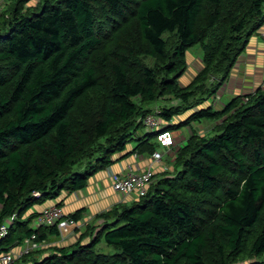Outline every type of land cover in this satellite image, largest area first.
<instances>
[{
    "label": "trees",
    "instance_id": "obj_1",
    "mask_svg": "<svg viewBox=\"0 0 264 264\" xmlns=\"http://www.w3.org/2000/svg\"><path fill=\"white\" fill-rule=\"evenodd\" d=\"M263 25L264 0H13L1 10L0 255L33 233L60 235L29 225L35 205L85 188L120 157L152 154L160 129L227 115L213 134L191 128L145 195L102 211L72 243L9 264H264V89L197 107ZM195 44L205 68L184 89L177 76ZM169 94L182 103L147 127V105Z\"/></svg>",
    "mask_w": 264,
    "mask_h": 264
},
{
    "label": "rangeland",
    "instance_id": "obj_2",
    "mask_svg": "<svg viewBox=\"0 0 264 264\" xmlns=\"http://www.w3.org/2000/svg\"><path fill=\"white\" fill-rule=\"evenodd\" d=\"M13 0H0V11L8 7V5L12 2ZM138 37L137 34H134ZM256 35L251 44L244 49L242 54L238 57L237 62L231 69L230 73L228 74V77L226 78L225 81H222V84L216 87V91L204 98V100L199 103V106H204V107H211L212 110H222L224 106L226 105L227 102H229L232 99L238 98V102L241 101L246 102L248 101L249 97L251 94L255 93L259 89H264V25L261 26L252 36ZM251 39V38H250ZM139 42V37L138 40ZM145 42V41H144ZM143 41L139 43L137 46H135V49L138 50H144L146 48L145 44ZM250 42V41H249ZM187 68L184 69L178 76H177V81L181 87L184 89L188 88L192 84L196 83L198 80V76L200 73L203 72L205 68V63L203 60V50L200 46V44H195L187 50ZM262 57V58H260ZM148 60V58H147ZM149 61V60H148ZM153 61V60H151ZM150 63V62H149ZM216 76L210 74L209 79L212 81H217L215 78ZM221 82V81H220ZM250 94V95H249ZM181 100L178 98H175L174 95L169 94V95H164L158 98L155 102H153L150 105H147V107H150L151 109V114L156 116L157 120L159 121V124L163 123L162 120L160 119V111L163 109V106H171V105H177L181 104ZM186 112L181 113V114H176L174 116V120L183 117H186ZM227 115H223L222 117H212V118H206L201 121L197 122H192L191 124L182 126L180 128L172 130V133L174 135L173 139V144L164 149L162 158L158 162L157 169L155 171V175L153 177V180H157L158 176L156 174L160 172H167L172 168V163L175 158V153L177 149L183 144L188 137L190 136L192 130L191 128H194L198 134H206L210 135L214 133V130L220 125V123L226 118ZM139 120V119H138ZM145 127H140L139 131L143 132L145 131ZM134 140L132 141V145L134 144ZM135 145V144H134ZM134 145L130 148L132 149ZM158 148V146H157ZM132 156V155H131ZM130 156V157H131ZM151 154L147 156V154H143L140 152H135L134 157L136 158H150ZM115 155L113 156V158ZM95 176L92 175L91 177ZM100 180V179H98ZM110 179L108 178V181ZM105 183L101 184L104 185ZM99 187V191H101L102 186L97 185ZM105 187H108V184L103 187V193L106 194V198L110 197L111 194L108 189ZM66 191V190H65ZM65 191L62 192L65 194ZM111 191V190H110ZM68 192V191H67ZM73 192H68L64 195V198L66 197L67 199L71 197ZM92 194L98 195L97 192L94 190L92 191V188H86L81 192V194H75V198L78 199L80 197L86 198L87 202L90 203V197H92ZM100 194V193H99ZM62 205L64 204L63 200ZM76 201V200H73ZM97 204L100 202L96 199ZM112 202L111 200H109ZM121 201H126V198H121ZM115 203L117 202H112L109 203L106 206H103L102 204L100 205V210L99 207L97 209V212L93 217L89 215L88 213L86 214L87 216H84L83 213H81V218L77 220V224L72 227L68 232L67 235L64 237H58L57 235H50L45 241L39 243V247L37 249H34L31 251L32 253H36L38 251L44 253L49 249V247L53 245H59L60 243L64 244H69L75 241L79 235L85 231L86 227H92V226H98L101 222L100 218H96L95 216L101 213L102 211L111 208ZM65 205V204H64ZM85 205V204H84ZM87 208H90L88 206H85ZM63 211L66 214L72 211V207H62ZM82 211L84 212V208ZM75 210H78L75 209ZM74 210V211H75ZM6 224H8V221H6ZM36 222L35 220H31L29 222L30 226H35ZM40 242V241H39ZM104 246L105 251H113L111 247L107 246L105 243H102ZM19 246V245H17ZM16 247V246H15ZM14 248V247H13ZM37 250V251H36ZM41 254V253H40ZM39 252L36 255H40ZM2 255H0L1 257ZM247 262V261H246ZM19 264V263H17Z\"/></svg>",
    "mask_w": 264,
    "mask_h": 264
},
{
    "label": "built area",
    "instance_id": "obj_3",
    "mask_svg": "<svg viewBox=\"0 0 264 264\" xmlns=\"http://www.w3.org/2000/svg\"><path fill=\"white\" fill-rule=\"evenodd\" d=\"M142 122L150 128L159 126L156 116L149 113L142 117ZM174 135L170 130H159L156 134V140L161 146H170L173 144ZM162 149H156L152 152L149 163L144 169L137 170L132 167L128 170L120 172L109 170L110 185L116 193L123 198L140 197L147 193L148 188L153 180L155 169L153 164L162 158ZM13 218V216H12ZM9 223V222H8ZM37 225L56 226L59 230V237H65L67 232L77 224V219L66 214L62 207L57 204L47 205L43 207L36 218ZM1 233L7 231V224L1 226ZM37 234L33 233L30 237H26L24 242L10 249L6 254L0 257V264H9L17 257L29 253L39 247Z\"/></svg>",
    "mask_w": 264,
    "mask_h": 264
},
{
    "label": "crops",
    "instance_id": "obj_4",
    "mask_svg": "<svg viewBox=\"0 0 264 264\" xmlns=\"http://www.w3.org/2000/svg\"><path fill=\"white\" fill-rule=\"evenodd\" d=\"M255 36L256 35L251 36V39H250V42L248 43V46L251 44V42H252V40H253V38ZM260 58H262V57H260ZM157 144H158V148H156V149H162V152L164 151V149H166L167 147H169V146H161L159 142H157ZM132 146L133 145L130 144V148ZM134 153H132V154L126 156V157H120V158L116 159V162H114L113 164H111L110 166H108L106 169H103V170L97 172L95 174V176L90 177L88 179V184H87V186L85 188L78 189V190L74 191L73 194H72V196L69 197L68 199L66 197L64 198V195L66 193H68L67 191H65V194L64 193H61L58 198L52 199V200H48V201H46V203H44L42 205H39V207H38V205H35L34 206V209L36 211H39L41 208H43L46 205L56 204V203H59L60 200H63L65 205L63 204L62 207H72V211L69 212V209H68V213H73L75 209H77V208L80 209V208L83 207L84 208V212L82 211V213L84 214V216H87L86 214L88 213V217H90L89 215H91V217H93L95 215V213L97 212L98 207H99V210H100V208H101L100 205L101 204L103 206H106L109 203H112L113 201L114 202H119V201H121V198L123 197L121 194L116 193L115 191H113V189H112V187L110 185V180L108 181V178H109V170H114V171L120 172L122 170L123 171L124 170H128L131 167L133 169L141 170V169H144L147 166V164L149 163V158H146V157L145 158H136V157H134ZM115 157H118V156L115 155ZM158 162H155L153 164L155 171L157 169ZM98 179H100V180H98ZM103 183H105V184L104 185H101ZM107 184H108V187H105V188L108 189V190L109 189L111 190V191L109 190L111 196L108 197V198H106L107 197L106 196L107 193H103V191H102L103 190V187L105 185H107ZM97 185L102 186V187H100L101 188V191H99L100 189H99V187ZM86 188H88V189L89 188H92V191L94 190L95 192L98 193V195L92 194V197L89 198L90 199V203H88L87 200H86V198H84V197H80L79 196L78 199L75 198V194L76 193L79 195ZM96 199L98 201H100L98 204H97ZM73 200H76V201H73ZM109 200H111L112 202H110ZM85 206H88L90 208H87ZM35 222H36V220H35ZM36 225H37V223L35 224V226ZM57 236H59V235H57Z\"/></svg>",
    "mask_w": 264,
    "mask_h": 264
},
{
    "label": "clouds",
    "instance_id": "obj_5",
    "mask_svg": "<svg viewBox=\"0 0 264 264\" xmlns=\"http://www.w3.org/2000/svg\"><path fill=\"white\" fill-rule=\"evenodd\" d=\"M148 114H149V113H148ZM142 117H144V116H142ZM141 120H142V118H141ZM160 130H162V129H160ZM164 130H165V129H164ZM170 131H172V130H170ZM157 142H158V141H157ZM154 175H155V174H154ZM153 177H154V176H153ZM152 182H153V180H152ZM152 182H151V183H152ZM127 199H128V198H126V200H127ZM56 204H57V203H56ZM57 205H59V204H57ZM46 206H47V205H46ZM59 206H61V205H59ZM44 207H45V206H44ZM41 209H42V208H41ZM41 209H40V210H41ZM69 215H70V214H69ZM59 236H60V235H59ZM59 236H58V237H59Z\"/></svg>",
    "mask_w": 264,
    "mask_h": 264
}]
</instances>
